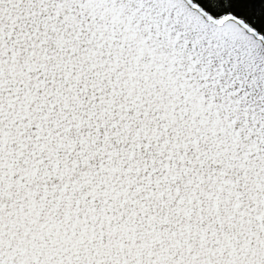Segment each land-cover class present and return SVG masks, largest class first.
I'll return each mask as SVG.
<instances>
[{
    "label": "snow or ice",
    "instance_id": "obj_1",
    "mask_svg": "<svg viewBox=\"0 0 264 264\" xmlns=\"http://www.w3.org/2000/svg\"><path fill=\"white\" fill-rule=\"evenodd\" d=\"M0 264H264V0H0Z\"/></svg>",
    "mask_w": 264,
    "mask_h": 264
}]
</instances>
